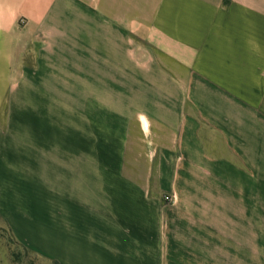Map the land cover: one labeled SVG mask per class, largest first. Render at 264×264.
Returning <instances> with one entry per match:
<instances>
[{
	"label": "crops",
	"instance_id": "1",
	"mask_svg": "<svg viewBox=\"0 0 264 264\" xmlns=\"http://www.w3.org/2000/svg\"><path fill=\"white\" fill-rule=\"evenodd\" d=\"M0 215L59 264H264V0H0Z\"/></svg>",
	"mask_w": 264,
	"mask_h": 264
},
{
	"label": "rangeland",
	"instance_id": "2",
	"mask_svg": "<svg viewBox=\"0 0 264 264\" xmlns=\"http://www.w3.org/2000/svg\"><path fill=\"white\" fill-rule=\"evenodd\" d=\"M165 60V59H164ZM216 136V135H215ZM221 141V140H218ZM222 142V141H221ZM231 158V156H226ZM131 158V156H130ZM224 181L218 180L216 185L207 184L204 185V236L201 238L204 242H209L210 244H215L216 242V228L217 224L222 221L221 212L232 210L231 196V171L225 173ZM230 180V181H227ZM207 182V181H206ZM151 194H155L156 188H151ZM161 207H162V219H161V237L162 244L168 243L169 232L174 230L167 219V214H169L166 209L173 207L176 203V195L164 190L160 192ZM165 216V217H163ZM178 230V228L176 229ZM206 233L209 235L207 236ZM184 235L178 234L177 237H182ZM16 238L12 234L8 223L0 215V260L4 264H53L50 259L44 258L37 254L27 253L20 244L16 242ZM188 255L190 254L187 252ZM210 258H216L217 251H209ZM14 254L18 255L16 257ZM180 254V255H179ZM185 252H178V256H184ZM195 255V256H194ZM193 257L204 258L207 255V251H200L195 253Z\"/></svg>",
	"mask_w": 264,
	"mask_h": 264
},
{
	"label": "trees",
	"instance_id": "3",
	"mask_svg": "<svg viewBox=\"0 0 264 264\" xmlns=\"http://www.w3.org/2000/svg\"><path fill=\"white\" fill-rule=\"evenodd\" d=\"M17 242V241H16ZM18 244H20V246H22L23 248H24V250L27 252V253H29V254H31V253H33V254H37L36 252H34L33 250H31V249H29L28 247H26L25 245H23V244H21L20 242H17ZM16 257H19L18 255H16V254H14ZM37 255H39V254H37ZM41 256V255H40ZM43 257V256H42ZM45 258V257H44ZM48 259V258H47ZM51 262L53 263V264H59L58 263V261H56V260H51Z\"/></svg>",
	"mask_w": 264,
	"mask_h": 264
}]
</instances>
